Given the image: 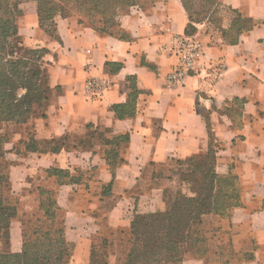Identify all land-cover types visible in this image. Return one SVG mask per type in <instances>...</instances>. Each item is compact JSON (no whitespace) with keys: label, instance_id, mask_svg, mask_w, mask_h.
Wrapping results in <instances>:
<instances>
[{"label":"crops","instance_id":"0c3cea01","mask_svg":"<svg viewBox=\"0 0 264 264\" xmlns=\"http://www.w3.org/2000/svg\"><path fill=\"white\" fill-rule=\"evenodd\" d=\"M221 3L235 14L191 33L182 0L134 6L106 29L74 15L43 26L35 1L20 5L18 36L43 50L51 91L44 115L25 123L31 132L6 145L10 194L22 213L56 204L70 264H89L96 239L130 226L140 207L165 208L174 164L210 153L217 176L240 188L232 223L252 256L244 264H264V0ZM237 16L252 25L238 30ZM186 34L201 42L202 62L172 81L174 40ZM22 226L13 219L12 251Z\"/></svg>","mask_w":264,"mask_h":264},{"label":"trees","instance_id":"16d2710c","mask_svg":"<svg viewBox=\"0 0 264 264\" xmlns=\"http://www.w3.org/2000/svg\"><path fill=\"white\" fill-rule=\"evenodd\" d=\"M23 1L30 0H0V125L25 124L37 116L44 115L51 91L42 67L43 50L24 48L18 36L17 18L22 12L20 4ZM33 1L37 3L43 26H52L57 15L67 16L63 13V7L54 6L53 1ZM154 1L105 0L108 8H112V15L103 24L90 22L106 29L130 8L145 6ZM182 1L190 15L188 32L191 33L192 28L203 22L204 18L192 10L189 0ZM94 2L97 7V1ZM208 7L206 14L212 10V16L218 7L224 6L221 0H213ZM227 10L235 14L233 10ZM236 24L238 30L252 25L250 20L241 19L239 16L236 17ZM6 143V135L0 131V160L4 161H8ZM207 161L211 162L209 167ZM180 162L192 166L188 174L189 189L192 190L196 184L202 183L201 187H204L206 192L197 190L193 195H184L181 199H177V195L174 200L168 201L165 189V208L148 214L137 212L131 222L135 236L134 244L125 264H181L188 256L201 258L205 264H209L210 253H206V249L196 248V243L204 240L196 233V225L201 222V216L220 215L228 219L233 226L232 214L240 205L237 204L240 195L237 182L217 176L214 172L215 160L212 153L201 159L179 161L177 164ZM7 180L8 171L6 174L0 172V264H70L74 244L64 237L56 204H40L42 215L30 227H26L25 221L22 220V248L20 251L11 250L10 228L17 215V207L4 200L1 183L5 182L7 185ZM204 181L206 183H203ZM8 188L10 190L9 180ZM141 220H146L144 228H140ZM143 229L144 231H141ZM242 246L245 262L252 256H248L246 245Z\"/></svg>","mask_w":264,"mask_h":264},{"label":"rangeland","instance_id":"374dc122","mask_svg":"<svg viewBox=\"0 0 264 264\" xmlns=\"http://www.w3.org/2000/svg\"><path fill=\"white\" fill-rule=\"evenodd\" d=\"M17 0H14V2ZM54 2V6L63 7V13L67 16L74 15L80 18L103 24L112 15V8H108L105 0H96L97 7H95V0H50ZM192 10L199 13V16L204 18L203 21L209 20L215 26L220 28L223 24V16L230 15V12L224 7H218L216 12L211 15L212 10L206 14L209 4L213 0H189ZM219 1V0H218ZM28 1H23L21 4H25ZM20 4V5H21ZM59 5V6H58ZM213 8L212 6L210 7ZM126 9V8H125ZM232 15V14H231ZM18 20V18H17ZM23 52V51H21ZM0 131L6 135L7 143L14 137L17 131L24 129L27 133H30V127H26V124L22 123H3L0 125ZM6 143V145H7ZM8 160V159H7ZM0 172L6 174L9 169L10 161L0 160ZM211 162L207 161V167ZM192 166L187 163L177 162L171 169L169 174V181L164 185L167 192L168 201H172L183 198L184 195H193L198 190L199 192H206L204 187H201L202 183H198L191 190L189 189L188 182H190V176H188ZM206 169V168H205ZM207 170V169H206ZM6 183H1V190H3L4 200L7 203L15 205L17 207V215L14 219L19 218L25 221L26 227H30L35 223L36 219L40 216L41 212H37L34 215L30 213L20 212L21 204H18L17 200L10 194L8 188V180ZM203 183H206L205 181ZM6 185V186H5ZM200 187V188H199ZM187 188V189H186ZM154 212L150 208L140 207L138 209L139 214H148ZM141 220V227L144 228V223ZM141 231H144L141 230ZM196 233L199 234L203 241L196 243V248L205 250L206 253H210L209 264H244L245 254L242 245L246 242L243 241L242 232H239L234 226H231L228 219L223 218L220 215L203 214L201 216V222L196 225ZM134 232L132 226L113 230L108 228L104 233L96 239L94 242L93 253L89 264H125L128 260V256L132 250L134 244ZM22 242V241H21ZM242 251V252H241ZM201 253V251L199 252Z\"/></svg>","mask_w":264,"mask_h":264},{"label":"built area","instance_id":"2783aa9c","mask_svg":"<svg viewBox=\"0 0 264 264\" xmlns=\"http://www.w3.org/2000/svg\"><path fill=\"white\" fill-rule=\"evenodd\" d=\"M175 50L181 63L170 74V80H183L191 71L195 70L202 62V44L193 35L186 34L174 40ZM95 81L88 82V86H94Z\"/></svg>","mask_w":264,"mask_h":264}]
</instances>
